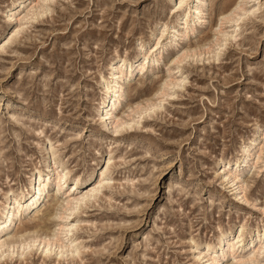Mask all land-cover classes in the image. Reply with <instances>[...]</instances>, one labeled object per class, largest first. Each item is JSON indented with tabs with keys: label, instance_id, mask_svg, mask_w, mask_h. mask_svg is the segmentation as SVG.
<instances>
[{
	"label": "rangeland",
	"instance_id": "374dc122",
	"mask_svg": "<svg viewBox=\"0 0 264 264\" xmlns=\"http://www.w3.org/2000/svg\"><path fill=\"white\" fill-rule=\"evenodd\" d=\"M21 1L0 0V219L8 194L32 195L30 176L49 171L51 143L68 185L80 180L75 196L109 160L110 172L74 216L49 218L60 209L53 180L22 217L23 234L66 224L79 256L57 261L60 249L37 243L4 247L0 264H213L227 251L220 238L237 242L241 230L256 246L245 255L264 264V0H244L227 21L240 0H202L187 29L175 0H30L17 10ZM143 55L146 67L159 59L127 85L117 115L132 128L114 135L100 116L103 81L112 63ZM66 190L60 203L72 199Z\"/></svg>",
	"mask_w": 264,
	"mask_h": 264
},
{
	"label": "bare ground",
	"instance_id": "6f19581e",
	"mask_svg": "<svg viewBox=\"0 0 264 264\" xmlns=\"http://www.w3.org/2000/svg\"><path fill=\"white\" fill-rule=\"evenodd\" d=\"M28 1L30 0H23L21 2H18L19 4L16 6L17 10L22 8L24 4L27 3ZM243 1L244 0H240L236 8L229 15L224 16L221 20L227 21L231 19L232 14L242 9L241 4L243 3ZM192 3L194 4L198 3L197 7L196 6L194 7ZM199 3L202 4V0H175L174 6L171 9V11H173V13L176 14L183 12L182 20H184V24L186 25V29H187L188 21H190L191 18L201 19V11L199 10V5H200ZM186 5L190 6L189 9L187 10L185 8ZM249 13H250L249 10L245 11V14H249ZM196 16H198V18ZM241 18L242 17H240V19ZM14 19L15 17L12 16L11 20L13 23L14 21L16 22V20ZM165 28L164 30H162L160 37L157 38L156 42L154 43L155 49H157L161 44V40L166 32ZM16 34L17 32L13 30L11 33L8 34V36L3 40V42H5L6 44L10 43ZM184 36L186 35H183V38H185ZM173 37L175 38L176 35L174 34ZM150 57L151 56L149 55H143L140 59L134 62L129 61L127 58H120L119 60H117L116 62L110 65V69H109L110 81L104 79L103 81L104 86L102 85L104 88H106V95H105V100L103 102V107L105 105L106 106L105 109L101 111L102 114H100V116L105 121H109V120L113 121L115 127L113 130H111V132L114 135L120 133V131L125 128H132V126L129 123H124L123 118L117 115V104L122 100L123 96L125 95L127 85H130L132 78L135 75H140L147 69L153 70L154 65L159 59V57L157 56L153 58L152 63H149L148 67L142 65V63L144 61H147V59ZM170 62L171 64L173 63L176 64L179 62V58L171 59ZM126 67L129 68V70L127 69L128 71L124 70ZM166 85L168 84H165V87ZM159 93L164 94V88ZM263 136L264 135H262V137ZM48 147H49L47 148L48 154L49 156L53 157L51 161L52 164L47 166L49 170L47 173H43L40 169L36 171L34 170L35 172H33V174L31 173L32 175L30 176L29 182L33 187L31 188L33 189L31 192L32 195H29V191H28V193L23 192L19 195L10 196L8 194L6 197L7 201L5 202V206H3V217L2 219H0V252L4 247H8L10 251L18 247L26 251L30 249L32 246L39 243L40 246L41 245L45 246L46 253H52L55 250L54 248L60 249V253L57 255V259H56L57 261H60V259L64 258L67 255L72 257L79 256V251L84 248L82 246L78 247L76 245L69 244L67 240L63 237L62 229L66 227L69 231V227L66 226V224L64 228L61 227L60 229H57L55 232H53V235L47 234L43 236V235H39V232H33V233L29 232L23 234L27 232V229L25 228V225L22 223V217L28 214L31 215L35 211H38V209L42 204L41 201H43V198L46 197V195H48V189L51 183L53 182V180L55 181L57 188L53 192V198H54L52 200V202L54 203L53 207L59 205L60 209L59 210L55 209L51 211L49 214V218L50 219L57 218L59 220H63L64 219L63 215H67V217L65 218H70L74 216V214L78 211L79 206L95 198L97 194H100L102 190L105 189V184L107 182L106 180L108 179V174L110 172V164H109L110 160L108 161L104 169L102 168L98 172L96 171L97 175L95 179H91L90 181L91 184L88 185L86 189H81V192L77 193V195L75 196L73 192L79 191L80 188L79 178L76 177L74 179H71L72 183L68 185L69 182L67 179H69L70 172L64 167L65 165L63 164V162L61 163L58 162L59 160H56L55 152H53L54 150L53 144L51 143L50 146ZM247 152L246 155L248 154ZM245 157L246 156H244L243 158ZM260 159L261 157L259 156L257 161H260ZM241 162L244 163L241 160V158L238 159V164H240ZM238 177H239L238 174L234 175V177L231 180V182L233 183L231 187L235 188L239 184L236 183L239 180ZM65 186H67L66 192L71 193L72 199H69L65 203H60L59 201L60 199L58 200L57 197L58 195L61 194ZM42 222L43 220L41 221V223ZM19 223L21 229L20 233L13 234L14 228L17 227ZM58 226L60 227L61 224H58ZM3 232L5 233V235L2 237L1 234ZM243 236H244L243 230H241L239 236L237 237L238 238L237 242H232V243H230L229 241L230 235L222 236L220 238L219 246L217 248L222 250L227 247V251L215 257L213 259V264H222L224 259L227 258L228 255L233 256V259H237V256L239 254L243 255V258H246V259L238 260L239 263L258 264L257 260H254L250 257L251 254L245 255L256 248L254 239H252V241L248 244H242L244 241ZM74 241H78V239L76 238ZM3 255L4 253H2L0 257Z\"/></svg>",
	"mask_w": 264,
	"mask_h": 264
}]
</instances>
